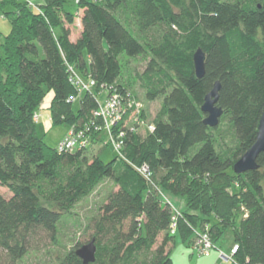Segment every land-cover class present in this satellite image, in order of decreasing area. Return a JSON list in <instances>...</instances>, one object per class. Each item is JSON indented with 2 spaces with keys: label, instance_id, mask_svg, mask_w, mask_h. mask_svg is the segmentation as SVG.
I'll return each mask as SVG.
<instances>
[{
  "label": "trees",
  "instance_id": "16d2710c",
  "mask_svg": "<svg viewBox=\"0 0 264 264\" xmlns=\"http://www.w3.org/2000/svg\"><path fill=\"white\" fill-rule=\"evenodd\" d=\"M0 12L11 22L7 35L0 30V184L12 192H0V264H19L34 236L56 240L76 206L107 182L117 189L104 194L85 226L92 230L87 243L97 247L88 264H172L177 236L197 255L218 251L221 259L227 230L229 253L239 246L232 264H264V151L258 169L233 167L254 144L264 111V0H44L39 6L2 0ZM76 19L81 31L72 40ZM199 48L206 57L202 77L194 63ZM141 55L149 57L141 75L146 97H161V109L150 122L141 109L122 155L110 144L90 150L104 133H92L91 146L73 151H59L38 134L51 91L50 121L69 127L89 122L103 93L102 103L114 91L124 102L133 97L130 82L119 78L126 61ZM80 79L96 86L75 109L69 98ZM216 81L220 120L228 117L236 137L225 149L217 147V126L204 123L202 110ZM109 146L116 155L105 161ZM144 163L151 176L139 171ZM204 233L212 241L208 254L196 245ZM82 245L53 264H86L76 252Z\"/></svg>",
  "mask_w": 264,
  "mask_h": 264
},
{
  "label": "rangeland",
  "instance_id": "374dc122",
  "mask_svg": "<svg viewBox=\"0 0 264 264\" xmlns=\"http://www.w3.org/2000/svg\"><path fill=\"white\" fill-rule=\"evenodd\" d=\"M67 8L69 10H74L73 3H68ZM81 19H76L74 25H70L72 28L71 39L76 40L80 36L81 31ZM0 30L3 35H7L11 30V22L7 17H2L0 15ZM151 36L158 33L151 32ZM149 63V57L146 55H141L135 58H131L126 61L123 67V74L120 76L121 80H128L130 82L129 88L140 105L145 109L147 113V118L149 122L152 121L157 113L161 109L162 98L158 97L154 100H150L146 97L145 89L142 84L141 75L146 71ZM103 93L100 96V100H104ZM53 98V92H49L46 96L44 102L42 103L43 108H41V117L37 124L38 134L44 137L45 142L54 148H56L64 135L69 129L67 123H60L53 125L50 121V109L49 105L51 99ZM74 108L79 107V102H75ZM133 122V119H132ZM141 134H146L145 127L141 128ZM216 140V145L219 149H224L229 146H234L236 143V137L234 135L233 129L231 127L228 117L220 120L217 125L216 131L214 133ZM101 143L95 145L90 150L97 151L101 146ZM116 155V151L112 146H109L102 153V158L105 161L111 160L112 157ZM111 188L117 189L116 186L113 187L111 182H107L104 185L101 193H95L90 196L87 200H83L78 204L72 215L64 220V223L60 225L59 231L56 236V240L52 238L51 235L44 233L34 236L31 240V247L29 253L19 262V264H53L57 261L58 257L62 256L66 250L76 247L79 243L86 244L90 239L89 232L92 230H85V226L88 222V218L93 217L97 213V207L104 194ZM0 192L5 196H12V192L5 186L0 184ZM231 231L227 230L224 234L221 244L225 245L231 243ZM223 247V252L229 253V248L227 246ZM78 248V247H77ZM216 250V249H215ZM218 254V251H217ZM213 252L211 256L197 255L193 251V248L188 246L182 241V239L177 236L176 244L171 251L172 264H232L231 261L221 258L219 260V255ZM217 256V257H216Z\"/></svg>",
  "mask_w": 264,
  "mask_h": 264
},
{
  "label": "built area",
  "instance_id": "2783aa9c",
  "mask_svg": "<svg viewBox=\"0 0 264 264\" xmlns=\"http://www.w3.org/2000/svg\"><path fill=\"white\" fill-rule=\"evenodd\" d=\"M77 83L81 84L79 85L78 93L76 95L70 96V101H79L85 92H92L95 90L94 86H96V82L92 79H89L86 82L80 79L77 81ZM103 87H107V89H113V87L110 86V88L105 85H103ZM132 108L134 111H132ZM142 108V105H140L138 100L132 97V95L126 102H124L123 95L117 91H114L106 102L102 103V101H99V108L93 111L94 117L89 120V122H85L83 127H79L77 124L69 127L68 133L62 138L58 145L59 151H73L91 146L93 140L92 133L97 132L104 133L103 135L105 138L101 143L102 145H114L119 154L122 155L121 149L127 128L130 130L135 128V117L142 111ZM124 117L125 122L121 124ZM36 118L38 119L39 117L36 116ZM117 130L118 132L116 133ZM138 169L146 176H151L153 173L150 165L147 163H144ZM210 237L211 236L206 233L199 234L197 237L196 245L199 247L202 253L208 254L210 252L212 247V241ZM238 247V244H236L233 247L231 254L221 252V258L226 259L227 261L231 260L232 254L238 249Z\"/></svg>",
  "mask_w": 264,
  "mask_h": 264
},
{
  "label": "water",
  "instance_id": "95a60500",
  "mask_svg": "<svg viewBox=\"0 0 264 264\" xmlns=\"http://www.w3.org/2000/svg\"><path fill=\"white\" fill-rule=\"evenodd\" d=\"M205 54L199 48L194 54V63L196 74L198 77L204 76L205 69ZM221 89L220 81H216L212 90L206 95L202 110L207 113L204 123L209 126H217L223 114L222 107L217 105L219 100V93ZM264 151V111L259 123L256 140L254 144L235 162L234 171L236 173H243L249 170H256L259 168L257 158L261 152ZM97 247L95 241L83 244L76 250L77 254L83 259L84 263L88 264L96 260Z\"/></svg>",
  "mask_w": 264,
  "mask_h": 264
},
{
  "label": "crops",
  "instance_id": "0c3cea01",
  "mask_svg": "<svg viewBox=\"0 0 264 264\" xmlns=\"http://www.w3.org/2000/svg\"><path fill=\"white\" fill-rule=\"evenodd\" d=\"M0 1H2V0H0ZM27 1H29L32 5H34V6H39L40 4H42L43 2H44V0H27ZM0 15H1V12H0ZM2 16V15H1ZM3 17V16H2ZM227 246V245H226ZM231 246V245H230ZM230 246L228 245L227 247H229L230 248ZM214 253H216L217 254V252L216 251H214ZM213 254V252L211 253V255ZM210 255V256H211ZM218 255V254H217ZM217 257V256H216ZM220 260V259H219ZM221 261V260H220Z\"/></svg>",
  "mask_w": 264,
  "mask_h": 264
}]
</instances>
